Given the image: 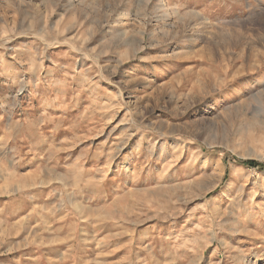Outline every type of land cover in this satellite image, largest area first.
Listing matches in <instances>:
<instances>
[{
	"label": "rangeland",
	"instance_id": "obj_1",
	"mask_svg": "<svg viewBox=\"0 0 264 264\" xmlns=\"http://www.w3.org/2000/svg\"><path fill=\"white\" fill-rule=\"evenodd\" d=\"M237 160L264 0H0V264H264Z\"/></svg>",
	"mask_w": 264,
	"mask_h": 264
},
{
	"label": "trees",
	"instance_id": "obj_2",
	"mask_svg": "<svg viewBox=\"0 0 264 264\" xmlns=\"http://www.w3.org/2000/svg\"><path fill=\"white\" fill-rule=\"evenodd\" d=\"M237 161L242 166L264 170V163L255 160H237Z\"/></svg>",
	"mask_w": 264,
	"mask_h": 264
}]
</instances>
